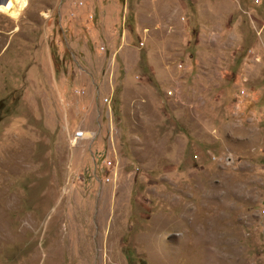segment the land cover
Masks as SVG:
<instances>
[{
    "label": "rangeland",
    "instance_id": "rangeland-1",
    "mask_svg": "<svg viewBox=\"0 0 264 264\" xmlns=\"http://www.w3.org/2000/svg\"><path fill=\"white\" fill-rule=\"evenodd\" d=\"M254 1L0 0V264H264Z\"/></svg>",
    "mask_w": 264,
    "mask_h": 264
},
{
    "label": "built area",
    "instance_id": "built-area-1",
    "mask_svg": "<svg viewBox=\"0 0 264 264\" xmlns=\"http://www.w3.org/2000/svg\"><path fill=\"white\" fill-rule=\"evenodd\" d=\"M254 2L256 5H260L262 3V0H255ZM170 95H172V93H170ZM86 139H87L86 132L82 130L75 131L74 133L70 135V138H69L70 143L73 146L79 145L81 141H84ZM106 168L108 170L107 171L108 174H112V172L115 170L114 169L115 165L113 164L112 160L106 161ZM111 176L110 175L105 176L104 177L105 181L109 182L111 180ZM262 215L264 216V207L262 208Z\"/></svg>",
    "mask_w": 264,
    "mask_h": 264
}]
</instances>
